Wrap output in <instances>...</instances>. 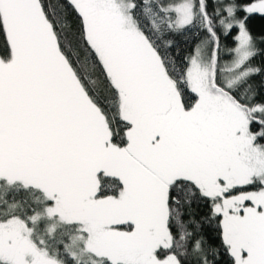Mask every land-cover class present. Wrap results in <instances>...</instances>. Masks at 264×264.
<instances>
[{
    "label": "snow or ice",
    "instance_id": "6c2138e0",
    "mask_svg": "<svg viewBox=\"0 0 264 264\" xmlns=\"http://www.w3.org/2000/svg\"><path fill=\"white\" fill-rule=\"evenodd\" d=\"M257 17L0 0V264H264Z\"/></svg>",
    "mask_w": 264,
    "mask_h": 264
},
{
    "label": "trees",
    "instance_id": "16d2710c",
    "mask_svg": "<svg viewBox=\"0 0 264 264\" xmlns=\"http://www.w3.org/2000/svg\"><path fill=\"white\" fill-rule=\"evenodd\" d=\"M52 3H53V6L55 7V0H52ZM251 26H252L253 31L258 34L261 31H264V20H261L258 17L254 18L251 21ZM181 47H184V46L182 45ZM260 59H261L260 57H257L254 63L258 64L260 62Z\"/></svg>",
    "mask_w": 264,
    "mask_h": 264
}]
</instances>
